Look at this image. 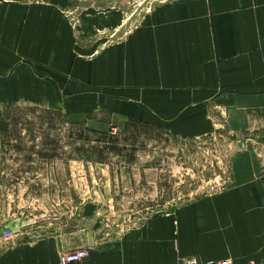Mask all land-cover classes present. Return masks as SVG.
Returning a JSON list of instances; mask_svg holds the SVG:
<instances>
[{
  "label": "crops",
  "instance_id": "1",
  "mask_svg": "<svg viewBox=\"0 0 264 264\" xmlns=\"http://www.w3.org/2000/svg\"><path fill=\"white\" fill-rule=\"evenodd\" d=\"M0 1V115L20 100L61 106L86 91L120 90L132 74L126 67L134 66L146 93L139 106L154 118L174 121L172 111L163 118L164 107H186L188 114L213 100L226 108L235 135L250 140L235 152L232 180L221 191L119 232L101 235L87 221L71 233L0 245V264H60L61 254L81 248L88 256L68 264H180L188 256L198 264L264 261V0L169 2L127 41L90 55L76 38H96L95 19L80 15V25H70L62 14L78 2Z\"/></svg>",
  "mask_w": 264,
  "mask_h": 264
},
{
  "label": "rangeland",
  "instance_id": "2",
  "mask_svg": "<svg viewBox=\"0 0 264 264\" xmlns=\"http://www.w3.org/2000/svg\"><path fill=\"white\" fill-rule=\"evenodd\" d=\"M62 1L79 3L62 11L70 25H80V15L95 19L96 38H76L90 55L127 41L155 8L178 0ZM113 17L115 26L102 25ZM135 69L126 67L132 74L120 90L86 91L61 106L20 100L1 109V246L71 233L87 221L101 235L123 231L230 183L232 158L250 140L230 129L226 108L212 100L188 114L186 107H164L163 118L172 111L174 121L154 118L139 106L146 93Z\"/></svg>",
  "mask_w": 264,
  "mask_h": 264
},
{
  "label": "built area",
  "instance_id": "3",
  "mask_svg": "<svg viewBox=\"0 0 264 264\" xmlns=\"http://www.w3.org/2000/svg\"><path fill=\"white\" fill-rule=\"evenodd\" d=\"M3 234H5V232ZM7 234H10V232H8ZM7 237H9V235L5 236V238ZM88 254H89L88 248H81L74 251H69L59 256V262L60 264L80 262L84 258H86ZM180 264H198V261L194 256H188L186 258H183ZM207 264H232V262L230 260L222 259V260H212L209 261ZM251 264H264V261L255 262Z\"/></svg>",
  "mask_w": 264,
  "mask_h": 264
},
{
  "label": "bare ground",
  "instance_id": "4",
  "mask_svg": "<svg viewBox=\"0 0 264 264\" xmlns=\"http://www.w3.org/2000/svg\"><path fill=\"white\" fill-rule=\"evenodd\" d=\"M225 260H230V261L232 262V260H231V259H225ZM232 264H233V262H232Z\"/></svg>",
  "mask_w": 264,
  "mask_h": 264
}]
</instances>
